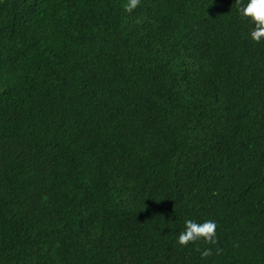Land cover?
Wrapping results in <instances>:
<instances>
[{
	"label": "trees",
	"instance_id": "obj_1",
	"mask_svg": "<svg viewBox=\"0 0 264 264\" xmlns=\"http://www.w3.org/2000/svg\"><path fill=\"white\" fill-rule=\"evenodd\" d=\"M123 3L0 0V264H264V42L235 0Z\"/></svg>",
	"mask_w": 264,
	"mask_h": 264
},
{
	"label": "clouds",
	"instance_id": "obj_2",
	"mask_svg": "<svg viewBox=\"0 0 264 264\" xmlns=\"http://www.w3.org/2000/svg\"><path fill=\"white\" fill-rule=\"evenodd\" d=\"M236 12L241 20L250 25L248 37L254 43L264 42V0H235ZM140 0H126L121 6L126 12H132L139 5ZM216 222L205 219L198 222L194 219L183 221V230L176 237V243L180 246L203 240L206 243L216 242ZM210 249L201 252L202 257L209 256Z\"/></svg>",
	"mask_w": 264,
	"mask_h": 264
}]
</instances>
